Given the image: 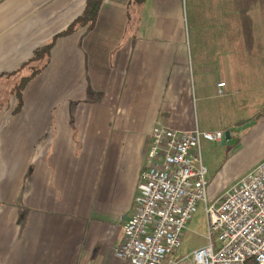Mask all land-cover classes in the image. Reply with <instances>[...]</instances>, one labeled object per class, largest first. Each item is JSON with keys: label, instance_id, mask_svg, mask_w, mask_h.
Wrapping results in <instances>:
<instances>
[{"label": "crops", "instance_id": "1", "mask_svg": "<svg viewBox=\"0 0 264 264\" xmlns=\"http://www.w3.org/2000/svg\"><path fill=\"white\" fill-rule=\"evenodd\" d=\"M86 1L0 0V264H125L114 251L152 128L221 130L194 115L219 83L225 116L226 99L253 101L248 126L225 119L231 159L246 175L264 161V0H104L91 27L57 39L18 108L26 73H12Z\"/></svg>", "mask_w": 264, "mask_h": 264}, {"label": "built area", "instance_id": "2", "mask_svg": "<svg viewBox=\"0 0 264 264\" xmlns=\"http://www.w3.org/2000/svg\"><path fill=\"white\" fill-rule=\"evenodd\" d=\"M224 88L225 83L217 85L218 97H225ZM202 141L223 142L225 131L152 128L134 210L124 226V241L114 251L117 259L165 264L181 246L186 225L203 201L208 243L166 264H264V161L207 204Z\"/></svg>", "mask_w": 264, "mask_h": 264}, {"label": "rangeland", "instance_id": "3", "mask_svg": "<svg viewBox=\"0 0 264 264\" xmlns=\"http://www.w3.org/2000/svg\"><path fill=\"white\" fill-rule=\"evenodd\" d=\"M2 94V93H1ZM227 103L232 105L236 104V111L234 114L225 116V97L219 98L214 96L212 100L208 101V105H196L194 115L199 122L201 129H221L225 131V119L227 120H241V124L248 126L247 123L251 116H244V110H239L240 105L244 103H251L253 101L244 100H228ZM240 133H236L238 135ZM235 135V134H234ZM228 142V141H225ZM222 142L211 143L202 141L201 155L204 165L208 170L207 174V188L206 198L207 204L214 202L219 195L232 188L235 184L240 182L247 173H244L247 160L244 157H237L231 159L228 151L229 147ZM205 202L201 201L197 205V210L192 216L191 220L187 223L186 229L181 236V246L179 249L180 255H184L182 259L188 256L194 250L205 246L207 240V228L205 218ZM181 259V260H182Z\"/></svg>", "mask_w": 264, "mask_h": 264}, {"label": "trees", "instance_id": "4", "mask_svg": "<svg viewBox=\"0 0 264 264\" xmlns=\"http://www.w3.org/2000/svg\"><path fill=\"white\" fill-rule=\"evenodd\" d=\"M104 0H87L83 12L75 18L64 30L53 36L50 42L36 48L29 59L12 74L26 73L14 87L13 92L18 100V108L22 105V90L25 84L45 69L49 63L51 52L58 38L70 36L76 31L91 27L96 20L98 10ZM144 0H131L132 5H141Z\"/></svg>", "mask_w": 264, "mask_h": 264}, {"label": "water", "instance_id": "5", "mask_svg": "<svg viewBox=\"0 0 264 264\" xmlns=\"http://www.w3.org/2000/svg\"><path fill=\"white\" fill-rule=\"evenodd\" d=\"M228 139H229V132L226 131L225 132V140H228ZM224 143H225V141L222 142V144H224Z\"/></svg>", "mask_w": 264, "mask_h": 264}]
</instances>
